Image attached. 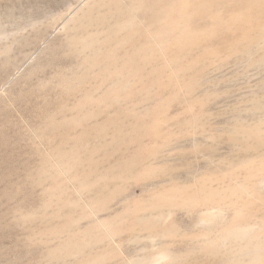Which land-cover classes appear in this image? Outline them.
<instances>
[{
	"label": "rangeland",
	"instance_id": "rangeland-1",
	"mask_svg": "<svg viewBox=\"0 0 264 264\" xmlns=\"http://www.w3.org/2000/svg\"><path fill=\"white\" fill-rule=\"evenodd\" d=\"M113 1L0 0V178L14 175L0 179V264H147L161 252L164 264H264V15L232 33L237 51L222 33L164 46L117 93L101 86L105 53L71 45L107 41ZM137 37L107 42L118 65ZM32 186L37 210H16Z\"/></svg>",
	"mask_w": 264,
	"mask_h": 264
},
{
	"label": "bare ground",
	"instance_id": "bare-ground-1",
	"mask_svg": "<svg viewBox=\"0 0 264 264\" xmlns=\"http://www.w3.org/2000/svg\"><path fill=\"white\" fill-rule=\"evenodd\" d=\"M110 7H111V9L109 11V14L112 12L111 15H116L117 21L115 22L114 25H111L108 28L106 27L102 31L101 34L109 35L108 37H106L107 41L104 44L99 43L100 39L96 40L95 37H92V35H94V34L90 33L88 35V33H87V35L82 36V38H80L78 40L74 39L71 42V45H77V49H76L77 53L83 52L81 47L84 49L85 48L90 49V50L93 49L95 55L96 54L98 55V53H101V54L105 53L103 55V57L106 58L107 68H105V69L103 68L104 70H101V72H103L102 73L103 75L102 76L100 75V77L102 78L101 86L104 82L106 83L107 81H112L113 86L111 89L115 90V92L122 90L125 87H127L128 79L127 80L125 79L127 77V75L128 76L133 75V76L138 77L141 73L142 64L144 62H146V64L147 63L149 64L150 62H152L151 58L154 56V53L157 52L158 50H162V48H164V46H167V45H172L175 47L177 46L179 49H183L185 51H188L190 49L192 50L193 48H195V45L198 46L199 44H202L208 40L214 39L215 37H217V34L222 33L226 37L224 42H223L225 51H227V49L228 50L234 49L236 51L239 50L240 49L239 46H241L242 39L240 37L236 38L235 35L242 32V30L245 28L247 23L254 22L256 19L259 20L264 15V0H131L129 4H126V5L124 4V6L119 0H114ZM139 14H141V16H139ZM206 21H208V23ZM97 23L99 25H103V27H105V25L107 24V20L97 19L96 24ZM124 32H127V35L121 36V34H124ZM233 32L235 33V35L232 36ZM244 35H246V33ZM136 36H138L139 39L142 41L141 45L139 46V44L137 43L136 48H133L132 53L128 54V56H126V57L124 55V57H125V58H123L124 62L122 61L123 63L121 64L123 66L118 65L119 60L117 59V57H116V59L113 58L116 47L113 43L112 44L110 43L111 45L109 46V43L107 44V42H109V40L116 41V39L119 38L117 40H120V41H118V42L116 41L117 42L116 46H119L124 42L129 43L130 41H132V38L133 37L135 38ZM258 36H261V35H258ZM245 48H246V46H245ZM224 49H223V51H224ZM6 52H8V49L6 50ZM160 52H162V51H160ZM155 54H157V53H155ZM119 56H120L119 58L123 57V56L121 57V55H119ZM177 57L178 56L176 55L173 59H177ZM91 63L92 62H90V64ZM93 64H95V63H93ZM116 65H118L120 67H118ZM12 70H14V68H10L9 73H11ZM125 70H127L128 72L125 73L126 72ZM66 78H67L66 76L63 77L62 81L64 82V80ZM66 80H65V82L68 81V80L67 81ZM154 80H158V76ZM69 82H67V83H69ZM113 87H115V89H113ZM117 93H119V92H117ZM110 96H111V94H110ZM91 97H92V95L88 91L87 94L83 97L84 99L82 98V100H84V103L82 104L81 102H79V107H82L84 104L89 103L91 100ZM104 99H105L104 97H101L99 101L102 102V101H104ZM101 102H100V104H101ZM4 144L6 145V143H4ZM0 164L3 168L10 166L9 159H8L7 155L0 156ZM17 167H21V166H17ZM11 173H12L11 171L7 172L4 170L1 174L0 179L3 180V177H5L6 175L11 174ZM41 176L42 175H38L34 179L41 178ZM5 178L9 181L12 178H14V175H8ZM33 180H32V182H33ZM46 180H48V179H46ZM36 183H35V185L33 183V186L35 189L39 185ZM38 183H40V182H38ZM33 186H32V190H30V192H29L31 195L27 196V198L29 199V204L27 206L21 205L20 207H16L15 208L16 210L21 211V210L25 209L28 211V213L30 211L34 212L35 210H37V207H35V205L34 206L30 205V202L33 199V194H34V190H35L33 188ZM19 187H20V185H16V186L11 185L10 189H15L17 191V190H19ZM61 188H63V187H61ZM52 190L53 191H57V190L61 191L60 187L59 188L56 187V189H55V187H48L46 189H43V191H44L43 194H45V193L51 194ZM60 191H59V193H60ZM62 192H63V190H62ZM61 195H63V194H61ZM8 196H9L8 193L4 194V197L8 198ZM47 197H49V195ZM43 199L46 200L45 197H43ZM48 201L49 200H46V202H48ZM67 201L68 200H66V202ZM39 207H41V206H39ZM39 207H38V209H40ZM35 214H36V212H35ZM35 214H34V216H35ZM210 219H211L210 218V212H206L204 215H202V217H200V221H202L203 223L210 220ZM96 222H95V224H96ZM67 226H69V225H67ZM59 227H60V225H59ZM62 227H60V228H62L63 230L64 229L66 230V228H67L65 226V223H64V226H62ZM234 227H235L234 225L229 226V228L227 227L228 231L233 230ZM63 230H62V232H64ZM243 230H242V228H238L236 230H233V232H231L230 236H234L235 238H238V239H244L246 237V234H248L249 231L247 232V230L246 231L245 230L243 231ZM57 231H59V229ZM52 232H53V230H52ZM54 232H55V230H54ZM56 234H60V232L56 233ZM71 235L73 236V233L70 234L69 236H71ZM84 235H88V232L86 233V231H85ZM75 236H78V235L75 234ZM77 238L79 241L81 240L80 237H77ZM72 239L73 238H70L69 240L73 241L74 239L73 240ZM75 240H76V238H75ZM86 240H84V241H86ZM79 241H77V242H79ZM84 241H82V242H84ZM88 241H92V240L90 239ZM88 241H86V242H88ZM255 242H257V241H254V243ZM17 243H19V241H17ZM73 243H74V241H73ZM90 243H93V242H90ZM90 243H88V244H90ZM94 243H100V241H97ZM252 243H253V241H252ZM81 244H83V243H81ZM64 245H65L64 248L68 247V245H66V244H64ZM64 245H62V246H64ZM71 245H72V243H71ZM71 245H69V246H71ZM76 245H78V244H76ZM257 245L258 244L256 243V247H257ZM83 246H85V244H83ZM248 247L251 248L250 246H247V248ZM80 248L81 247L79 245V249ZM55 249L56 248H54V250ZM77 249H78V246H77ZM206 249H207L208 253L210 251L211 252L214 251V250H212V246L210 244L206 245ZM246 249H245V252H247V253L252 252L253 253V250L256 248L254 245V249H252V251L251 250L249 251V249H248V251H246ZM259 249H256L254 251H257ZM58 250H60V248H58ZM241 250H244V249L241 248ZM81 251H83V249H80V252ZM57 253H59V252H57ZM161 253H159V254L157 253L158 256L155 254L156 256L151 258L152 261H150L151 259H149L148 260L149 262L147 264H160L161 262H163L161 264H164L167 260V258H165L167 256V254H166V256H164V255H161ZM99 255H101V254H99ZM102 256L104 257L105 255H102ZM175 256L177 257V255H175ZM93 257H96V256H93ZM169 257H170V255H169ZM261 257H263V256H260V258ZM51 258H53V256H51ZM104 258H102V259H104ZM252 258H253V256H252ZM256 258L254 257L252 259V261L256 262V264H260V262H259L260 260L258 261V260H256ZM106 259H108V258L106 257ZM92 260H94V259H92ZM98 262L100 263V261H98ZM143 262H146V261H143ZM254 262H253V264H255ZM143 264H146V263H143ZM243 264H244V262H243Z\"/></svg>",
	"mask_w": 264,
	"mask_h": 264
}]
</instances>
